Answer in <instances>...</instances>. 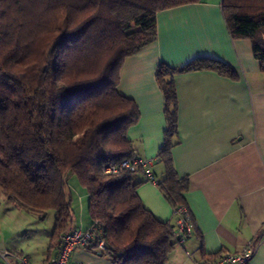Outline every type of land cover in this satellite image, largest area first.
<instances>
[{
    "label": "trees",
    "instance_id": "1",
    "mask_svg": "<svg viewBox=\"0 0 264 264\" xmlns=\"http://www.w3.org/2000/svg\"><path fill=\"white\" fill-rule=\"evenodd\" d=\"M200 1L0 0V187L20 209L41 218L54 211L57 253L75 215L69 185L75 176L115 264L168 261L177 245L175 222L144 206L138 193L140 175L147 181L144 170L110 174L105 167L138 155L128 130L139 122L140 109L118 90L125 59L156 40L158 11ZM222 10L232 37L251 40L264 70V0H222ZM202 69L238 76L230 64L209 57L181 67L161 63L156 73L167 127L158 153L166 175L155 177L173 208L186 206L190 187L172 159L175 75Z\"/></svg>",
    "mask_w": 264,
    "mask_h": 264
},
{
    "label": "crops",
    "instance_id": "2",
    "mask_svg": "<svg viewBox=\"0 0 264 264\" xmlns=\"http://www.w3.org/2000/svg\"><path fill=\"white\" fill-rule=\"evenodd\" d=\"M156 23V40L125 59L118 90L140 109V120L128 130V136L137 154L152 160L151 168L158 179L166 175L158 153L167 127L164 93L156 78L158 66L166 63L181 67L192 59L209 57L230 64L238 75L231 79L208 69L175 75L178 143L172 148V159L177 173L190 181L185 199L194 229L185 243L175 245L166 264L213 260L224 252L242 251L250 242L257 250L249 264H264L262 62L255 56L250 39L232 37L222 0H201L160 10ZM139 179L143 180L138 193L144 206L158 219L174 224V208L157 184L145 181L143 175ZM78 197L67 230L87 228L92 223L85 207L89 203L86 190H80ZM0 200H6L1 187ZM9 203V210L18 208ZM54 227L42 251H31L28 243L22 242L30 233L29 227L10 230V236L0 239V250L41 263L57 253ZM17 234L18 244L14 243ZM2 258L0 253V264H8ZM8 260L19 264L14 256ZM70 261L115 264L109 254L96 247L75 249Z\"/></svg>",
    "mask_w": 264,
    "mask_h": 264
},
{
    "label": "built area",
    "instance_id": "3",
    "mask_svg": "<svg viewBox=\"0 0 264 264\" xmlns=\"http://www.w3.org/2000/svg\"><path fill=\"white\" fill-rule=\"evenodd\" d=\"M151 166V159L137 155L132 159L112 162L105 167V171L110 174H116L122 170L134 171L141 167L144 170V175L147 181L157 184V179ZM174 215L176 216V219L173 240L177 245H182L193 234V219L185 205H180L174 208ZM85 247H96L100 252L107 251L108 245L103 236V226L100 222H93L87 228L73 227L66 230L61 236V244L58 248L57 255L38 264H75L70 261L72 252L77 248ZM256 250L257 246L250 242L242 251L224 252L213 260H203L196 264H249L255 255ZM1 255L8 264H11L8 258L12 256L17 258V261L19 260V264H34L24 255L18 257L9 251L2 252Z\"/></svg>",
    "mask_w": 264,
    "mask_h": 264
},
{
    "label": "rangeland",
    "instance_id": "4",
    "mask_svg": "<svg viewBox=\"0 0 264 264\" xmlns=\"http://www.w3.org/2000/svg\"><path fill=\"white\" fill-rule=\"evenodd\" d=\"M69 185L74 192L76 204L79 198V191H85V189L80 186L75 176L69 181ZM9 207H12L11 203L6 202V200H0V239L5 236H10V230L18 231V228L29 227L30 233L26 234L22 242L24 244L27 242V247L31 251H42L46 249L48 245V236L52 233L55 224L54 211H47L46 216L41 218L43 216L42 213L40 214L34 211L27 212L23 211L24 209L20 210V208L9 210ZM85 207L87 210L88 201ZM14 243L18 244V234L16 235V239H14ZM5 251H7V249L2 248L0 253Z\"/></svg>",
    "mask_w": 264,
    "mask_h": 264
}]
</instances>
